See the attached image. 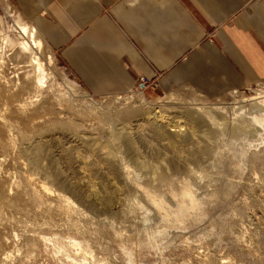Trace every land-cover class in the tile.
<instances>
[{
  "label": "rangeland",
  "instance_id": "obj_1",
  "mask_svg": "<svg viewBox=\"0 0 264 264\" xmlns=\"http://www.w3.org/2000/svg\"><path fill=\"white\" fill-rule=\"evenodd\" d=\"M17 10L0 0V264H264V107L245 101L264 78L95 95L47 45L40 79Z\"/></svg>",
  "mask_w": 264,
  "mask_h": 264
},
{
  "label": "crops",
  "instance_id": "obj_2",
  "mask_svg": "<svg viewBox=\"0 0 264 264\" xmlns=\"http://www.w3.org/2000/svg\"><path fill=\"white\" fill-rule=\"evenodd\" d=\"M95 95L264 78V0H11Z\"/></svg>",
  "mask_w": 264,
  "mask_h": 264
},
{
  "label": "bare ground",
  "instance_id": "obj_3",
  "mask_svg": "<svg viewBox=\"0 0 264 264\" xmlns=\"http://www.w3.org/2000/svg\"><path fill=\"white\" fill-rule=\"evenodd\" d=\"M16 28H17V35H18L17 45L19 46L20 51L25 53L29 62H32L34 64L35 70H37L39 73L43 74L42 77H40V79L41 78L45 79V76L47 75V73H46V70L44 68L45 67L44 64H46V60L48 62H51V60H52V56L51 57H47L48 55L46 56V54H47L46 51L48 52L49 49H46L45 45H47V48H51V47L46 43V41L40 35L37 28L35 26H33L32 24H28L27 22H21L20 20H18ZM3 63H4V60H3V57L0 53V70H1V67H3L2 66ZM38 76H40V75L38 74ZM263 98H262V96H259V97H253V98L245 99V101L250 102L251 104L258 106V107L259 106L264 107V99ZM157 102H160V100ZM142 103H143V101H142ZM192 104L193 103H191V105ZM192 106L193 107H190V106L188 107V108H190V110H186L187 114H191V113L194 114L196 112L198 113L199 107L197 108L194 105H192ZM181 108H183V107H181ZM262 109H264V108H261L260 110H262ZM196 110H198V111H196ZM255 118H256V120L263 121L264 120V112L263 113L261 112L260 118H257V117H255ZM117 191H118V189H117ZM1 202L2 201H1V197H0V203Z\"/></svg>",
  "mask_w": 264,
  "mask_h": 264
}]
</instances>
